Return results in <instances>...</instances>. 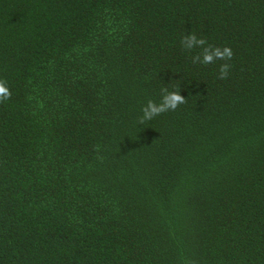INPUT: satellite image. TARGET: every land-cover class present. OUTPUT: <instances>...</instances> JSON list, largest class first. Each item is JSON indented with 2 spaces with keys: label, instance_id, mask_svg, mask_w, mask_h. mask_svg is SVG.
I'll return each mask as SVG.
<instances>
[{
  "label": "trees",
  "instance_id": "1",
  "mask_svg": "<svg viewBox=\"0 0 264 264\" xmlns=\"http://www.w3.org/2000/svg\"><path fill=\"white\" fill-rule=\"evenodd\" d=\"M0 78V264H264V0H0Z\"/></svg>",
  "mask_w": 264,
  "mask_h": 264
},
{
  "label": "clouds",
  "instance_id": "2",
  "mask_svg": "<svg viewBox=\"0 0 264 264\" xmlns=\"http://www.w3.org/2000/svg\"><path fill=\"white\" fill-rule=\"evenodd\" d=\"M181 44L184 49L191 50L196 46H204L206 44L203 38H198L195 33H188L185 35ZM233 56V50L230 46H205L202 50L201 55L194 56L193 61L201 64H210L214 60H228ZM227 63L220 65L219 78H224L229 69ZM12 95L8 83L5 79L0 78V103L6 102ZM185 96L180 91H167L164 90V95L161 97V101L156 103L149 100L141 109L142 116L141 120H150L154 116L167 111L169 109H175L179 104L184 103Z\"/></svg>",
  "mask_w": 264,
  "mask_h": 264
}]
</instances>
